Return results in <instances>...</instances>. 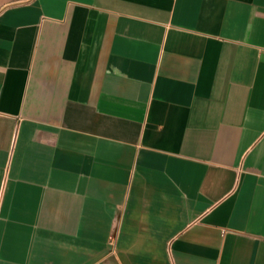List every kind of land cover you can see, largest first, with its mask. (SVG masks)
<instances>
[{
  "label": "crops",
  "instance_id": "1",
  "mask_svg": "<svg viewBox=\"0 0 264 264\" xmlns=\"http://www.w3.org/2000/svg\"><path fill=\"white\" fill-rule=\"evenodd\" d=\"M0 264H264V0H0Z\"/></svg>",
  "mask_w": 264,
  "mask_h": 264
}]
</instances>
